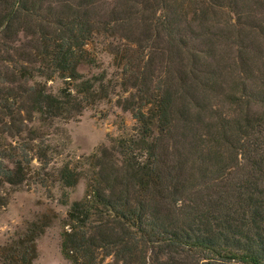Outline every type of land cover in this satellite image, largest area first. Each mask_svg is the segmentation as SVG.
<instances>
[{
    "label": "trees",
    "instance_id": "1",
    "mask_svg": "<svg viewBox=\"0 0 264 264\" xmlns=\"http://www.w3.org/2000/svg\"><path fill=\"white\" fill-rule=\"evenodd\" d=\"M258 1L198 0L188 17L177 0H122L112 19L125 20L136 6L158 7L154 27L187 63H179L173 86L159 83L130 109L131 136L82 157V170L60 168L64 187L84 179L59 234L60 255L69 264H264V20L254 13ZM52 3L0 0V134L19 132L34 116L73 118L106 97L102 74L77 71L95 65L87 48L99 33L93 0ZM217 11L225 19L213 32L202 17ZM104 24L102 32L109 29ZM20 31L32 36L28 51L10 44ZM220 43L236 49L238 75L229 82L218 64L207 62ZM54 74L63 78L56 94L34 80ZM198 88L220 89L228 108L210 106L204 118ZM10 161L11 167L0 162V187L24 179L22 161ZM6 201L0 191V207ZM45 226L26 223L0 248V264H31Z\"/></svg>",
    "mask_w": 264,
    "mask_h": 264
},
{
    "label": "rangeland",
    "instance_id": "2",
    "mask_svg": "<svg viewBox=\"0 0 264 264\" xmlns=\"http://www.w3.org/2000/svg\"><path fill=\"white\" fill-rule=\"evenodd\" d=\"M48 1L53 5L52 0ZM177 1L182 3V11L188 17L195 3H199L198 0ZM123 7L122 0H93L91 12L99 33L92 36L87 48L95 65L77 67L84 76H104L106 97L84 107L73 118L40 121L34 116L32 121L22 123L19 132L11 129L0 134V162L11 167L13 162L10 160L20 159L25 171L20 184L0 187L7 197L6 204L0 207V248L26 223L45 221L43 232L35 239L36 256L31 264H69L60 255L59 234L64 228L69 204L82 196L84 179L79 178L73 186L64 187L59 180L60 168L67 165L75 171L82 170L78 163L82 157L92 155L101 147L109 150L114 139L131 136L136 122L130 109L142 103L159 83L165 81L173 86L179 63H187L185 55L182 61L175 58L173 51L168 49L164 33L154 27L151 14L157 16L160 13L158 7L149 11L136 6L133 8L135 13L125 20L112 19L119 16ZM255 7L256 18L264 20V0H259ZM202 19L201 24L212 25L210 29L215 32L218 30L214 24L223 21L225 14L208 12ZM102 22L105 28H109L105 32L100 31ZM10 44L28 51L32 36L20 31ZM213 49V57L207 62L219 65L223 80H233L238 75V68L233 65L236 61L234 45L220 43ZM16 54L17 50L13 55ZM34 80L43 83L53 94L63 86V78L57 74ZM221 94L220 89H196V100L204 118L208 107L220 109L223 106ZM126 105L130 107L125 108ZM227 108V105L223 106V109Z\"/></svg>",
    "mask_w": 264,
    "mask_h": 264
}]
</instances>
